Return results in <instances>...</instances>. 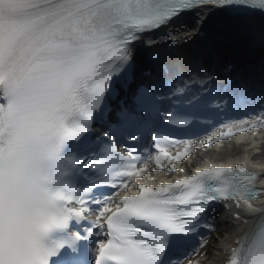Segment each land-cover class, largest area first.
<instances>
[{"label":"snow or ice","instance_id":"6c2138e0","mask_svg":"<svg viewBox=\"0 0 264 264\" xmlns=\"http://www.w3.org/2000/svg\"><path fill=\"white\" fill-rule=\"evenodd\" d=\"M215 13L248 55L231 29L178 42ZM220 116L219 139L264 125V0H0V264H192L218 210L219 264H264V173L137 179Z\"/></svg>","mask_w":264,"mask_h":264},{"label":"bare ground","instance_id":"6f19581e","mask_svg":"<svg viewBox=\"0 0 264 264\" xmlns=\"http://www.w3.org/2000/svg\"><path fill=\"white\" fill-rule=\"evenodd\" d=\"M187 22L189 24V28H193L194 29V26L198 22V17L195 14H192L187 19ZM199 27H200V30L201 29H203V30L207 29L209 31H220V30L231 29V31H225V35H226V38L228 39V41L229 40L230 41H236V39L239 38L240 35H242L235 26L230 24V22L227 20L225 15H223L221 13L220 14H218V13L210 14L208 16V18L205 20V22L200 24ZM194 31L196 32V29H194ZM243 45L245 46V44H243ZM237 51H238L239 54H242L244 52L243 49H237ZM239 141L240 140L238 139L237 142H239ZM256 141H257L256 144H259L258 140H256ZM261 147H262V152H264V142L262 143ZM253 150H255V149L249 148V150H246V153L244 155L246 157V158L244 157L245 160L250 161L249 158H254L255 157V154H254ZM205 153H207L208 156H213V155H215L217 153H221V152L217 151V152L213 153V152L207 151ZM262 158H264V153L262 155ZM232 160H238V159H231V160H227L226 162H231ZM262 170H264V167H262ZM227 221H228V223L230 225L228 226L229 228L228 227L225 228L227 230L228 236H225L224 240L226 239V237H229L232 234V231H233V229L231 227V223L229 221V218L227 219ZM222 222L227 223L226 219H224ZM223 243H224V241H223ZM222 247H220L218 249V252L216 253L215 257L210 258L208 262H205V263H202V264H217L219 259H220V257H221V254H222V250H223Z\"/></svg>","mask_w":264,"mask_h":264},{"label":"rangeland","instance_id":"374dc122","mask_svg":"<svg viewBox=\"0 0 264 264\" xmlns=\"http://www.w3.org/2000/svg\"><path fill=\"white\" fill-rule=\"evenodd\" d=\"M239 151L241 152H237V151H231L230 152V149L227 148L226 151H225V154H224V158H227V157H237V156H241L242 153H244V149L240 148ZM223 158V159H224ZM261 161H264V158H262L261 156ZM219 219L222 218V215H219L218 216ZM220 221V220H217V222ZM219 227L217 229V231L213 234V239L211 240V244L209 245V249H210V252L211 254L215 252V250H217V248L220 246V243H222L223 240H221L223 238V236L227 233L224 231V234H222L220 232V230H222L223 228H225L226 225H228V223H220L218 224ZM221 233L222 236H219V234ZM222 237V238H221Z\"/></svg>","mask_w":264,"mask_h":264}]
</instances>
